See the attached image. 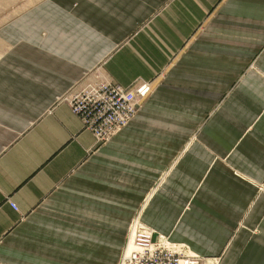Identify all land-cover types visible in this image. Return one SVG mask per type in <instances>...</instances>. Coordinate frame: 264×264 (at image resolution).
I'll use <instances>...</instances> for the list:
<instances>
[{"label":"crops","instance_id":"0c3cea01","mask_svg":"<svg viewBox=\"0 0 264 264\" xmlns=\"http://www.w3.org/2000/svg\"><path fill=\"white\" fill-rule=\"evenodd\" d=\"M152 94L99 143L68 100ZM139 220L264 264V0H42L0 26V264H121Z\"/></svg>","mask_w":264,"mask_h":264},{"label":"built area","instance_id":"2783aa9c","mask_svg":"<svg viewBox=\"0 0 264 264\" xmlns=\"http://www.w3.org/2000/svg\"><path fill=\"white\" fill-rule=\"evenodd\" d=\"M152 90L150 83H139L132 87L88 84L72 95L68 103L71 112L97 142L106 143L134 119ZM184 249L157 236L137 220L131 226L121 264H204L203 259L188 255Z\"/></svg>","mask_w":264,"mask_h":264},{"label":"rangeland","instance_id":"374dc122","mask_svg":"<svg viewBox=\"0 0 264 264\" xmlns=\"http://www.w3.org/2000/svg\"><path fill=\"white\" fill-rule=\"evenodd\" d=\"M40 1H42V0H0V26L4 23L10 21L11 19L15 18L16 16L23 13L24 11L30 9L32 6H34L35 4H37ZM137 220H139V218H137L135 221H137ZM132 225H133V223H132ZM130 230H131V228H130ZM129 238H130V232H129ZM168 242L170 244H173L170 241H168ZM178 246L184 247L185 248L184 250L186 251V253L188 255L199 257V256L193 254L188 247L183 246V245H178ZM199 258L203 259L204 264H212V263L219 264V262L221 260L220 257H218V258L199 257Z\"/></svg>","mask_w":264,"mask_h":264}]
</instances>
